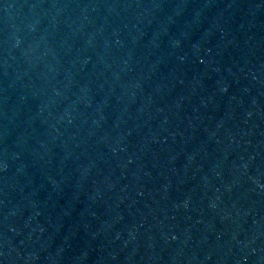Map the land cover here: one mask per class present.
<instances>
[{
    "label": "water",
    "instance_id": "95a60500",
    "mask_svg": "<svg viewBox=\"0 0 264 264\" xmlns=\"http://www.w3.org/2000/svg\"><path fill=\"white\" fill-rule=\"evenodd\" d=\"M0 264H264V0H0Z\"/></svg>",
    "mask_w": 264,
    "mask_h": 264
}]
</instances>
